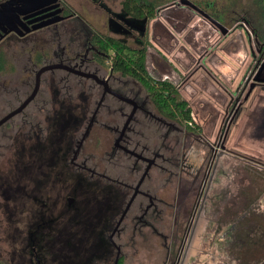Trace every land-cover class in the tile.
Wrapping results in <instances>:
<instances>
[{
    "label": "flooded vegetation",
    "instance_id": "1",
    "mask_svg": "<svg viewBox=\"0 0 264 264\" xmlns=\"http://www.w3.org/2000/svg\"><path fill=\"white\" fill-rule=\"evenodd\" d=\"M4 1L6 0H1L0 4ZM86 2L91 5L89 11L102 22L100 28H104L109 34L84 19L65 0H58L59 6L56 8L45 4L20 14L15 23L18 31L8 33L0 40L1 43L10 39L15 41L16 46L19 42L23 48L29 45L33 51L40 49L43 59L41 67L63 63L106 80V84L98 83L93 78L62 68L48 70L40 76L39 89L43 84V76L47 73L51 74L47 82H50L48 85L52 89L55 84L64 83L65 76L56 78V70L67 71L69 75H76L81 80H93L103 89L81 137L76 138L77 133L74 134L68 142V148L59 140L62 148L59 149L58 156H61L62 163H59L57 179L48 171L57 162L47 163L45 158H42L43 161H36L39 163H36L37 166L46 167L43 169L44 179L41 185L44 182V185L58 183V194L43 197L46 199H43L42 212L34 214L32 211L25 218L23 228H1V231H6L5 235H9L10 242L6 250L0 252V264H3L2 261L5 264H128V257L133 259L132 264H205V186L212 182L209 181L212 172L215 169L222 170L225 167L224 160L230 157L234 160L235 168L242 171L243 167L250 180V190L242 196L244 206L253 209L254 203L259 205L264 197V138H261L260 150L252 152L237 146V136L235 132H231L232 125L238 119L247 120L253 114L248 108H244L250 93L258 89L264 94V35L245 17L236 22L235 27L238 28L234 33H240L248 45L249 54L243 68L247 72L254 62L250 70L252 75L245 82L243 77L246 72L239 75L232 85L236 89L233 97L231 93L223 91L222 100L227 95L226 110L221 112L218 129L209 133L212 143L205 140V124L201 125L194 119L193 98L197 95L186 91L189 96L180 98L178 94V99L187 102L192 108L191 121L165 116L156 109L140 82L115 72L107 55H104L107 65L96 57L99 53L93 43L96 35L121 40L132 50L128 52L132 57L139 49L146 48L148 52V24L155 21L158 8L155 9L154 17H136L125 9L123 3L121 7H117L116 0ZM179 5L195 12L196 18L209 22L214 36L217 32L223 33L222 42L233 34L222 25L220 18H212L200 6L194 3V6ZM58 8L62 11L55 13ZM59 17L62 19L56 20ZM130 18H147L144 31L140 23L132 22ZM211 20L219 22L225 30L216 27ZM44 23L46 25L34 29ZM185 32L181 33L180 40L179 35L177 36L179 47L188 44ZM222 42L219 43L221 47ZM166 55L171 59L172 55ZM29 60L34 68L41 64L37 62V58ZM40 68L35 70L33 90ZM101 70H106L103 77L98 75ZM178 72V86L186 90L193 70L190 73L184 70ZM205 72L203 70L204 75ZM154 76L159 79L155 74ZM202 78L205 79V76ZM215 86L221 87L220 84ZM106 88L109 91L104 94ZM142 89L146 92L145 96L142 95ZM108 97L113 100H110L111 104L107 108L106 117L109 120L106 119V125L116 137L103 165L92 154L82 153L81 148L93 124L98 122L97 115L101 106L110 99ZM149 102L153 104L157 114L151 111ZM225 120L228 123L223 131ZM90 123L89 133L80 144ZM216 138L219 139V144L214 146ZM39 143L43 144L44 139L37 144ZM17 153L21 152L18 150ZM30 157L33 165L32 153ZM27 177L29 181H33L30 174ZM67 179L74 181L75 187L69 192L71 195L65 196ZM67 181L71 185L72 181ZM82 184L91 187L85 194L81 191ZM21 192L23 191L15 184L13 196L8 194L5 200L12 198L13 202ZM45 192L49 194L53 190L48 188ZM238 195L241 197L240 189ZM28 197L32 198L33 195ZM257 213L259 214H251L247 219L258 222L263 240L259 243L248 242L240 245L238 251L234 250L236 254L232 255L237 264L256 262L258 251L264 254V212ZM13 214L10 212V218ZM139 255H144V258ZM260 264H264V258Z\"/></svg>",
    "mask_w": 264,
    "mask_h": 264
},
{
    "label": "rangeland",
    "instance_id": "2",
    "mask_svg": "<svg viewBox=\"0 0 264 264\" xmlns=\"http://www.w3.org/2000/svg\"><path fill=\"white\" fill-rule=\"evenodd\" d=\"M179 1L141 0V3L154 6L159 10L155 21L148 24L147 64L150 73L155 74L159 79L167 77L175 82L180 79L178 70L189 73L193 70L190 82L187 83L185 89L191 95H197L193 98L195 101L194 119L201 125L205 124V140L212 142L209 133L220 123L221 112L226 108L227 95L224 100L220 101L222 98L218 93L227 91L233 97L236 89L232 85L240 77L239 75L242 73L244 75L246 72L243 67L249 54L248 45L240 33H234L238 28L235 27L236 22L245 17L253 22V26L262 35H264V28L258 24L259 17L253 0H189L200 6L212 18H220L222 25L232 31L230 39L222 42L223 33L217 32L214 36L211 24L196 18L195 12L180 6ZM65 2L84 19L100 28L102 22L98 21V16L89 11L91 5L86 0H65ZM122 3L123 0H116L117 7H121ZM100 30L109 34L102 27ZM182 32H185V41L188 44L179 47L177 36L179 35L180 40ZM220 42H222V47ZM30 47L28 45L23 48L19 42L16 46L15 41L10 39H5L0 43V52H3L8 60V67L0 71V118L17 108L33 91L35 70L43 64H39L36 68L33 67L29 59L32 57L36 59L34 56L40 55L41 51L37 48L33 51ZM165 53L172 55L171 59ZM253 63L245 73L243 82L250 80ZM203 70L207 72L205 75ZM105 72L106 70H101L98 75L103 77ZM54 75L56 78L65 76L64 83L55 84V88L52 89V86L48 85L50 82H47L51 74H44L43 84L36 99L0 127V252L5 251L10 242L9 235H5L6 231H1V228H23L26 224L25 218L32 211L34 214L42 212L43 199H46L43 197L58 194L56 190L59 188L58 183L50 182L49 185H44V182V187L41 185L44 179L43 169L46 167L37 166L39 163L36 161H43L45 158L48 160L47 163L57 162L56 166L48 170L51 176L56 177L59 163H62L61 156H58L59 149L62 145L68 148L70 146L68 142L74 134L77 133L76 138L81 137L100 100L103 88L93 80H81L64 70H56ZM204 76L205 79L202 78ZM216 84H220L223 90L215 86ZM58 95L60 98L70 100L69 103L66 99L63 102L76 108L75 111L70 109L69 115L59 117L54 122L50 121V126L52 125L57 131L61 121V130L58 132L61 134H57L59 139L53 135V132L49 135L46 130L49 115L52 113L53 106L57 105L54 99L58 98ZM142 95H146L144 89H142ZM108 98L110 99H107L101 106V111L97 115L98 122L93 124L81 148L82 153L92 154L99 161L101 160L103 165H105L116 137L106 125L107 108L113 100L112 97ZM149 104L151 111L157 114L153 104L150 102ZM244 108H248L253 114L247 120L238 119V122L232 125L231 132H235L237 136L235 138L238 140L237 146L255 152L260 150L261 138H264V94L255 89L245 101ZM227 123L228 121L225 120L223 131ZM45 138L48 141L46 146L37 144ZM59 140L62 145L59 144ZM214 142L216 146L219 144V139L216 138ZM18 150L21 153H17ZM30 153L33 155V165ZM224 162L225 167L220 171L215 169L209 179L212 182L205 186V264H237L234 250L238 251L240 245L243 246L248 242L259 243L263 240L258 222L255 219L250 221L251 219L248 220L247 217L251 214H259L257 212H264V197L259 201V205L254 203L253 209L245 207L242 196L250 190V180L245 175L243 167L242 171L235 168L236 165L232 158L228 157ZM27 174H30L33 181H29ZM67 180L65 196L71 195L69 192L75 187L74 181L69 185ZM15 184L23 192L18 193L12 202L11 197L14 194ZM48 188L53 192L46 193L45 190ZM89 189H91L90 186L81 185L82 194ZM239 189L241 197L238 195ZM8 194L11 199L6 201L5 197ZM28 195H33V197L30 198ZM10 212L14 213L11 218ZM259 255L258 260L251 264L261 263L264 254ZM139 257L144 258V255H139ZM161 258L163 259V255ZM132 260L128 257V264H132ZM2 263L5 264L3 261Z\"/></svg>",
    "mask_w": 264,
    "mask_h": 264
},
{
    "label": "trees",
    "instance_id": "3",
    "mask_svg": "<svg viewBox=\"0 0 264 264\" xmlns=\"http://www.w3.org/2000/svg\"><path fill=\"white\" fill-rule=\"evenodd\" d=\"M253 1L256 5L257 14L259 17L258 24L264 28V0ZM123 5L131 15H134L136 17H144L146 15L150 17L155 16L154 6L141 3V0H123ZM93 43L98 48L99 53L96 54V57L100 60V62L104 65H107L105 64V60L107 59H105L104 57V55H107L111 59V66L115 72H120L124 76L132 77L140 82L145 88L154 106L161 114L174 118L180 117L182 120L187 121L192 120V108L188 106L187 102L180 101L178 99V91L176 89V86L169 80H159L150 73L147 64L148 52L146 48L136 50L134 54L135 56L132 57L128 53L132 50L119 39L96 35L93 39ZM36 58L38 63H41V61L43 60L41 54ZM7 64L8 60L4 57L3 52H0V71L6 69V67H8ZM84 96L86 97V95ZM65 99L60 98V96L54 99L57 105L53 106L52 113L49 115V124L46 128L49 135L53 132V135L58 139L59 137L57 136V134H61H59L58 132L61 130L62 123L60 121V128L57 131L54 130V127L52 125L50 126V121L54 122L59 117L63 118L69 115L68 112L70 111V109H73L74 111L76 109L75 106L63 102L65 101ZM66 101H68L69 103L70 100L66 99ZM46 140L47 139H44V143L40 144L46 146L48 142H46ZM257 253L258 255L256 258L258 259L260 257L259 254L261 253L260 251H258ZM243 257L246 259L244 255Z\"/></svg>",
    "mask_w": 264,
    "mask_h": 264
},
{
    "label": "water",
    "instance_id": "4",
    "mask_svg": "<svg viewBox=\"0 0 264 264\" xmlns=\"http://www.w3.org/2000/svg\"><path fill=\"white\" fill-rule=\"evenodd\" d=\"M57 1L58 0H6V1L2 2L0 4V21H1L0 22V30H1L0 31V40L2 38H4L5 35H7L8 33L12 32V31H18V29L15 26V23L18 22L20 14H25L28 11H33L37 7H39L41 5H45V4H51L52 8H56L59 6ZM179 3L181 5L194 6L193 3L189 0H180ZM61 11H62L61 8H58L55 13H58ZM28 17H30V16H28ZM61 19H62V17H59L56 20H61ZM130 20L132 22L140 23L143 27L142 30L144 31L145 25L147 23V18H143V19L130 18ZM211 22L218 25L220 28L225 30V28L219 22H217L215 20H211ZM4 25H6V26H4ZM44 25H46V23L35 26L34 29H37V28L42 27ZM56 68H62V69H65L69 72H72V73H75V74H78V75H81V76H84L87 78H93L98 83L106 84V80L99 78L95 74L85 73V72L79 71V70H77L73 67H70L68 65H65L63 63L43 66L40 68V70L37 73V80H36V84H35V88H34L33 92L17 108L13 109L12 111H10L6 115H4L2 118H0V127L3 124H5L7 121H9L12 117H14L15 115L22 112L27 107V105L35 98V96L39 90V86H40V76L43 73H45L46 71L51 70V69H56ZM108 91H109L108 88H106L104 91V94L107 93ZM90 127H91V123L89 124L87 130L83 134V137H82L80 144L88 135Z\"/></svg>",
    "mask_w": 264,
    "mask_h": 264
},
{
    "label": "crops",
    "instance_id": "5",
    "mask_svg": "<svg viewBox=\"0 0 264 264\" xmlns=\"http://www.w3.org/2000/svg\"><path fill=\"white\" fill-rule=\"evenodd\" d=\"M164 79L169 80V81H171L172 83H175V84H176V89H177V91H178L179 97H181V98H187V97L189 96L188 94H186V90H184V87L181 88V86H178V85H179V82H180V79H179L178 82L172 81L171 79H169V78H167V77H165ZM216 91H218V89H217ZM188 93H189V92H188ZM218 94H219L220 97L223 99V93L219 92ZM222 99H220V101H221ZM218 101H219V100H218ZM216 128H217V127H216ZM216 128H215V129H216ZM215 129H214V130H215ZM209 130H210V129H209ZM212 131H213V130H212Z\"/></svg>",
    "mask_w": 264,
    "mask_h": 264
}]
</instances>
